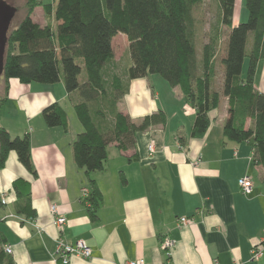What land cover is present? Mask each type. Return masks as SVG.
Returning <instances> with one entry per match:
<instances>
[{
    "label": "crops",
    "instance_id": "1",
    "mask_svg": "<svg viewBox=\"0 0 264 264\" xmlns=\"http://www.w3.org/2000/svg\"><path fill=\"white\" fill-rule=\"evenodd\" d=\"M41 11L42 21L34 19V12L32 17L44 25L48 19ZM263 78L261 59L254 77L260 91H264ZM2 83L0 121L3 116L9 123L0 125L11 135L29 132L36 169L31 173L15 151L0 167V199L3 192L7 195V202L0 203V248L9 244L16 264H57L60 239L70 243L82 239L91 247L90 258L74 255L71 264H124L136 258L148 264H264V253L251 258V248L264 230L263 171L247 141L231 140L223 133L226 96L210 111L206 132L193 137L195 109L179 87L165 84L154 73L131 79L119 108L136 122L161 108L167 121L138 132L135 146L126 151L110 144L104 168L87 173L73 155V141L83 129L73 106L77 93L69 94L63 80L34 86L10 78L8 90ZM66 99L71 102L70 113ZM54 101L67 113V129L49 127L43 119L42 108ZM11 102L18 104L19 115L7 110ZM135 154L136 159H129ZM244 175L253 182L250 194L239 185ZM17 178L30 184L33 218L15 209L12 187ZM91 179L102 193L95 218L82 192L84 187L91 192ZM51 204L66 217L61 227L53 224ZM196 208L205 212L179 227L177 218L193 214ZM165 237L174 241L170 255L162 245Z\"/></svg>",
    "mask_w": 264,
    "mask_h": 264
},
{
    "label": "trees",
    "instance_id": "2",
    "mask_svg": "<svg viewBox=\"0 0 264 264\" xmlns=\"http://www.w3.org/2000/svg\"><path fill=\"white\" fill-rule=\"evenodd\" d=\"M202 1L57 0L53 8L44 0H25L24 17L8 31L2 75L5 89L10 78L23 83L63 80L69 94L77 93L73 106L83 129L73 141V155L87 173L104 168L110 144L126 151L135 146L138 132L167 121L161 108L138 122L119 108L118 101L128 91L131 79L154 73L170 86L179 87L195 109L193 137L206 132L210 111L226 96L228 117L223 133L251 145L264 177V91L254 82L258 61L264 58V0H245L248 17L238 23L234 21L237 0H218L220 21L229 27L221 58V88L214 80V38L200 50L196 42L195 8ZM37 6L43 7L48 19L44 25L32 17ZM118 33L125 34L129 45L130 63L123 69L113 64V38ZM41 114L49 127L67 129V113L58 102L45 105ZM11 151L31 173H36L29 132L12 136L0 125V167ZM136 158V154L129 157ZM91 184L88 210L95 218L102 193L93 179ZM12 188L17 213L33 218L36 212L29 182L17 178ZM0 264H16L4 248H0Z\"/></svg>",
    "mask_w": 264,
    "mask_h": 264
},
{
    "label": "rangeland",
    "instance_id": "3",
    "mask_svg": "<svg viewBox=\"0 0 264 264\" xmlns=\"http://www.w3.org/2000/svg\"><path fill=\"white\" fill-rule=\"evenodd\" d=\"M11 5L16 7V12L10 22L9 29H13L18 26L20 21L25 15V0H6ZM44 2H49L52 4L53 8L56 6L57 0H44ZM36 8V7H35ZM34 8V19L35 20H43L44 15L41 10H43L42 6H38L35 10ZM248 17V11L246 8L245 0H237L236 1V11H235V17L234 21L236 23L241 21H246ZM195 18H196V42L198 45V48H200L208 43V42H214L213 38L215 40L214 48H215V54H214V60H215V85L218 87L223 81V72H222V62L221 58L225 53L226 44H227V38L229 33V27L223 25L220 21L219 17V4L218 0H203L200 5H198L195 8ZM51 21L53 24H56L54 16H52ZM251 37V33H249V38ZM113 49H114V65L119 66V69H123L130 63V53H129V45L128 40L124 33H118L114 36L113 39ZM248 59L245 60L244 67L247 66ZM263 67H264V58H263ZM84 76V72H83ZM158 78L163 80L165 84L168 85L167 81L163 79L159 74H155ZM4 78H0V89L3 88L2 80ZM34 86H50L59 84L57 83H40V82H32ZM263 89H264V78H263ZM66 109L69 112V105H71L70 99H66ZM7 110H11L12 114L15 112L17 115H19L20 110L18 109V104L16 102H11L7 105ZM70 113V112H69ZM8 116V115H7ZM15 116V114H13ZM1 123L8 125V119L7 117L1 118ZM12 136H15V134H12ZM86 197V196H85ZM84 197V198H85ZM85 201L89 202L88 198H85Z\"/></svg>",
    "mask_w": 264,
    "mask_h": 264
},
{
    "label": "built area",
    "instance_id": "4",
    "mask_svg": "<svg viewBox=\"0 0 264 264\" xmlns=\"http://www.w3.org/2000/svg\"><path fill=\"white\" fill-rule=\"evenodd\" d=\"M148 150L151 154L155 151V145L153 142H151L148 145ZM197 163L198 160L194 161V164ZM239 185L245 194H250L252 192L253 182L249 175H244L241 178H239ZM82 192H83V196H86L85 198L87 199L89 196L88 189L84 187L82 189ZM6 196H7L6 193L3 192L1 195L2 203L7 202ZM50 211L51 214L53 215V224L58 227H61V225H63L66 222V217L57 214V207L55 204L50 205ZM204 212L205 211L203 208H196L194 213L189 216H185V215L179 216L177 218V224L179 227L191 224L196 220V215L201 213L203 214ZM173 244L174 241L168 237H165L162 242L163 247L166 249L167 254L169 255ZM4 250L9 254L12 253V247L9 244L4 246ZM55 253H56L57 264H71V259L74 255H79L84 258H90L92 250L89 244L85 240L79 239L76 240L75 242L70 243L60 239L57 241ZM263 253H264V230L262 235L260 236L259 242L251 248V258L258 259L263 255ZM124 264H148V263L145 261L144 258H136V259L128 260Z\"/></svg>",
    "mask_w": 264,
    "mask_h": 264
},
{
    "label": "water",
    "instance_id": "5",
    "mask_svg": "<svg viewBox=\"0 0 264 264\" xmlns=\"http://www.w3.org/2000/svg\"><path fill=\"white\" fill-rule=\"evenodd\" d=\"M16 12V7L6 0H0V78L4 72L5 49L10 22Z\"/></svg>",
    "mask_w": 264,
    "mask_h": 264
}]
</instances>
